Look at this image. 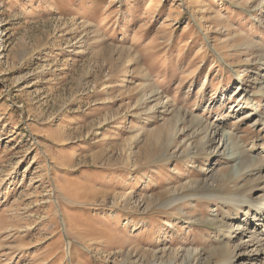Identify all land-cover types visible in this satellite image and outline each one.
Here are the masks:
<instances>
[{
	"label": "rangeland",
	"instance_id": "rangeland-1",
	"mask_svg": "<svg viewBox=\"0 0 264 264\" xmlns=\"http://www.w3.org/2000/svg\"><path fill=\"white\" fill-rule=\"evenodd\" d=\"M262 57L264 0H0V264H264L254 213L220 242L249 177L191 134L264 147L230 104L263 110Z\"/></svg>",
	"mask_w": 264,
	"mask_h": 264
},
{
	"label": "bare ground",
	"instance_id": "bare-ground-1",
	"mask_svg": "<svg viewBox=\"0 0 264 264\" xmlns=\"http://www.w3.org/2000/svg\"><path fill=\"white\" fill-rule=\"evenodd\" d=\"M261 66L263 67L264 71V57H262ZM236 82H239L240 85L244 84L242 72L236 73ZM260 78L261 81L258 84L257 91L264 90V73L262 74L260 72ZM258 81V78H257ZM242 95L237 94V96L234 98L233 102L229 101L231 103H237V109L242 111L245 107L248 106V108H251L249 111H244L243 115H246L247 117L253 119V116L255 113L258 114L257 118L252 122L254 124H264V106L263 110L262 107L256 106L254 107L253 103L254 100L249 96V90L245 88V86L242 87ZM254 91V90H252ZM261 93V92H260ZM263 93V92H262ZM264 95V94H263ZM223 96L220 98V104L224 103L226 101V97ZM261 104V103H260ZM259 104V105H260ZM246 109V108H245ZM245 116V117H246ZM238 118V117H237ZM195 124V126L193 125ZM192 124V137L199 136L200 134H204V136L197 142V144L201 146H209V149L212 148V146H216V140L217 137L220 138V140H224L223 146L225 147V154H229V158H234L237 163L234 165V169L232 172L226 171L222 178H220L217 169L212 170L213 174H210V178L213 179L214 182L218 180H223L228 178L229 175L236 176L237 178H243L242 176H245L246 178L249 177V185L238 190H235L231 196H229L224 200V204L230 205V213L227 214L228 221H225L223 223L224 233H227V235L220 239L221 244L222 241L225 238H230L233 236L234 233L237 232L238 229L241 228V223L246 222L249 223L248 218L251 213H254L253 216H258V219H261V223L264 224V199L255 197V191L258 190V192L263 193L264 195V147L261 148L260 151L252 152L250 146H244L241 144H236L235 146L232 144L231 137L229 136V133L222 131V120L214 121L212 123H205L203 121H195ZM255 125V126H256ZM233 139V138H232ZM231 167V166H230ZM244 177V179H245ZM205 181V180H204ZM201 182V180H200ZM208 187V186H206ZM222 190V189H220ZM174 202V200H172ZM177 202V201H176ZM240 215H243L244 218L241 219ZM216 223V222H215ZM260 223V224H261ZM264 226V225H263ZM264 253V251H263ZM194 252H192L189 255L190 257H194ZM196 258V257H195ZM189 263L188 260H186V264ZM155 264V263H153Z\"/></svg>",
	"mask_w": 264,
	"mask_h": 264
}]
</instances>
